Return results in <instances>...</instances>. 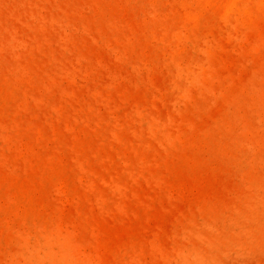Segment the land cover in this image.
Masks as SVG:
<instances>
[{
    "label": "rangeland",
    "instance_id": "374dc122",
    "mask_svg": "<svg viewBox=\"0 0 264 264\" xmlns=\"http://www.w3.org/2000/svg\"><path fill=\"white\" fill-rule=\"evenodd\" d=\"M175 1L0 0V123L17 122L4 155L35 149L16 171L0 161V194L50 200L51 213L74 228L82 222L101 264H176L197 250L212 264H264V7L239 52L218 18L226 0L207 7L194 44L158 42L153 36L184 11ZM209 27L223 45L213 91L224 97L203 94L195 97L202 107H184L169 58H201ZM254 42L262 49L252 51ZM9 74L28 86L6 91ZM47 78L53 85L40 86ZM20 96L28 107H15ZM169 120L179 141L172 152L146 128ZM81 182L98 191L79 209L54 196V185ZM227 234L237 244L208 247ZM5 243L0 262L19 249L12 236ZM130 244L146 251L124 262L120 249Z\"/></svg>",
    "mask_w": 264,
    "mask_h": 264
},
{
    "label": "bare ground",
    "instance_id": "6f19581e",
    "mask_svg": "<svg viewBox=\"0 0 264 264\" xmlns=\"http://www.w3.org/2000/svg\"><path fill=\"white\" fill-rule=\"evenodd\" d=\"M175 3L184 8L179 16V22L176 24L171 22L170 26L160 33L153 34V37L161 43L176 40L181 45L194 44L199 35L197 24L208 10L207 7L213 4V0H176ZM263 7L264 0H226L224 2L223 10L219 12L218 18L223 21L226 28L225 38L233 40L237 51H241L247 33L257 30V22L263 15L261 12ZM160 15V20H163L165 16ZM214 35L215 29L207 28L203 35L204 42L198 47L201 58L192 56L186 62H179L178 52L169 58V63L174 66V87L178 89L184 107L186 105L202 107L195 97H200L203 94H209L214 99L224 97L225 89L218 93L213 91L214 83L219 80L217 70L223 64L220 55L224 52L222 43ZM262 45L260 42H254L250 49L258 51L262 49ZM3 85L6 91L11 93L28 86L25 83L24 75L18 74L5 76ZM52 85L53 79L47 78L40 86L48 88ZM229 85L230 80L227 81V86L229 87ZM250 90L256 91V86L253 83ZM29 104L30 101L26 96H20L16 100L15 107H28ZM54 121H61V117H56L54 120L49 119L48 123ZM16 126L15 120L0 123V161L9 171L17 170V161H22L26 166H30L31 156H34L35 152L34 147L24 148L18 145L14 147L13 153L4 155L6 148L7 150L9 148L8 144L13 141L11 130ZM171 126H173V121L170 120L163 124L146 123V128L152 138L157 140L166 152L175 151L179 147L178 139L169 130ZM56 163L54 162V165ZM141 173L140 169L133 171L129 174L130 180H136L141 176ZM53 187L54 196L58 199L60 197L69 199L77 209H79V201L83 197L98 191L92 182H81L75 187L61 185ZM51 207L50 200L38 202L29 193L3 191L0 194V247L6 246L5 241L8 236H12L19 245L18 251L8 252L7 258L0 264H101L96 246L80 236V230L84 229L83 223L79 222L76 224L77 228H74L64 221L61 215L56 212L51 213L49 209ZM254 238L255 236H250L251 240ZM214 239L216 238L214 237ZM228 239L234 240L233 244H237L236 238H230L227 234L220 240L210 239L207 245L215 252L221 251L223 241ZM145 251L143 246L130 244L122 247L120 254L124 258L123 261L126 262V260H138ZM201 252L202 250H197L189 254V258H181V260L178 258L179 261L176 264H212L199 258Z\"/></svg>",
    "mask_w": 264,
    "mask_h": 264
}]
</instances>
